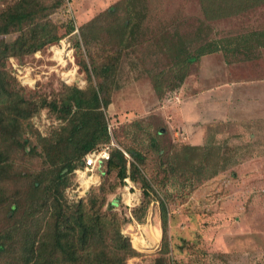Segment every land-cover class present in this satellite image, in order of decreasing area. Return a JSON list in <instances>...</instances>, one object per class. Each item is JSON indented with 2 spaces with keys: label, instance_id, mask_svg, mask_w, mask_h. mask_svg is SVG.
Listing matches in <instances>:
<instances>
[{
  "label": "trees",
  "instance_id": "obj_1",
  "mask_svg": "<svg viewBox=\"0 0 264 264\" xmlns=\"http://www.w3.org/2000/svg\"><path fill=\"white\" fill-rule=\"evenodd\" d=\"M198 2L206 20L246 14L264 4V0ZM131 3L133 0H121L119 14L118 2L80 28L87 61L80 58L79 67L86 81L82 85L60 86L50 97L35 99L22 94L16 80L4 68V61L9 56L22 57L54 44L58 40L56 27L46 19L48 10L42 0H15L0 11V35L15 33L9 41L0 40V264H125L127 259L140 255L121 231L124 218L112 210L115 201H106L107 193L125 177L139 183L143 196L140 204L130 209L136 222H143L148 201H157L161 238L156 261L165 264V185L182 183L192 188L226 168L228 158L222 157L216 146L207 142L209 139L203 145L162 146L159 136L163 127L148 134L145 144L138 141L130 145L115 133L111 135L114 144L110 145L104 110L114 85L113 63L119 58L120 48L127 45V39L139 27ZM101 17L104 19L99 21ZM236 38L229 42L235 46L241 41L264 45V26L250 28ZM112 43L119 48L111 51L104 47ZM98 44L102 45L97 47ZM167 44L163 51L172 69L163 89L154 83L158 96L180 87L188 64L204 54L226 50L212 40L201 41L192 49L179 39L169 38ZM42 108L58 121L44 136L29 123V118ZM31 130L36 134L33 144L21 136ZM103 145H109L108 158L94 169L102 177L97 189L69 199L70 175L75 174L74 169L80 166L88 150ZM14 149L38 151L42 164L30 173L22 190L10 192L5 182L14 167ZM111 173L115 181L104 182L103 178ZM136 242L142 249L148 248L140 239Z\"/></svg>",
  "mask_w": 264,
  "mask_h": 264
},
{
  "label": "rangeland",
  "instance_id": "obj_2",
  "mask_svg": "<svg viewBox=\"0 0 264 264\" xmlns=\"http://www.w3.org/2000/svg\"><path fill=\"white\" fill-rule=\"evenodd\" d=\"M14 1L0 0V11ZM42 1L48 10L46 19L56 27L58 40L55 43L59 44V40L69 43L74 55L69 59L75 68L66 60L65 69L56 65L48 50L49 45L35 50L34 52L38 51L36 55L32 52L22 57H7L4 68L16 80L22 94L33 99L44 95L50 97L60 86H68L61 81L59 72L72 70V81L77 83L86 81L85 73L79 67L80 58L87 61L86 51L80 41V28L111 5L119 2L118 14L121 10V0H67V3L66 0ZM56 2L59 3L55 5ZM130 6L139 27L127 39V45L120 48L119 58L113 63L114 85L110 93V103L104 110L111 135L116 133L130 145H136L138 141L145 144L148 134L155 132L158 127H163L159 141L164 147L172 144L199 145L206 142L205 139H209L207 142L216 146V151L222 154V157L228 158L225 169L192 188L182 183L165 185L166 196L163 199L166 206L168 253L162 261L165 264H264V182H255V178L245 181L239 167L234 165L239 155L238 146L234 143L237 138L230 135L226 138V131L231 130L232 126H226V122H222L210 129L205 128L203 142L195 144L198 136L191 138L192 126L187 124L184 127L173 122L171 127L159 115V108L163 105L170 106L169 102L165 103L162 99L170 96L174 90L158 96L153 88L154 83H157L163 89L172 69L169 58L163 51L168 45L169 38L183 40L190 49L201 41L211 40L226 48L230 38L235 39L249 28L264 26V4L246 14L211 20L204 19L198 0H133ZM248 16H258L260 19L258 25L244 28L246 25L244 18ZM103 19L104 17H101L99 21ZM14 36L13 32L0 35V40L9 41ZM101 45L98 44L97 47ZM104 47L111 51L119 48L113 43ZM52 50L54 57L61 51L56 46H53ZM224 50L222 48L201 57H212L213 62L218 61L217 56L220 54L226 58ZM10 63L16 64L21 71L14 72ZM218 63L221 64L222 61ZM204 65L207 67L203 69V73L207 74L209 67L207 63ZM26 71L29 72V76L22 77ZM185 72L197 73V61L188 64ZM221 73V71L209 73L214 76L208 75L205 83L195 84L196 87L193 89L199 87L213 89L215 84L222 82V78L216 79L215 75ZM224 110H228L226 104L219 105L215 111L205 110L204 107L193 108L186 117L191 121H204L213 116H222ZM166 111L171 115L170 107ZM57 122V119L44 108L29 118L30 126L40 136L46 135ZM35 135L32 130L21 134L32 144L35 142ZM13 151L14 167L10 178L5 182L10 192L22 190L30 173L42 164V156L38 151L33 153L20 149ZM149 164L148 162L147 167ZM93 174L98 176L95 175L98 181L87 187L84 195L89 190L97 189L99 180H102L96 171H93ZM95 176L92 175V179L95 180ZM70 177L68 196V191L76 188L78 184L75 174ZM103 181L113 183L115 178L111 173L105 176ZM129 184L131 187L128 192L123 188L126 183L122 181L106 195L107 202L115 201L112 210L124 218L121 224L122 233L127 236L131 246L140 253L127 259L125 264H159L156 257L160 248L161 231L157 201L150 199L143 222H136L130 215V209L138 206L143 196L138 182L129 180ZM161 196L163 197L162 194ZM132 197H135L137 203L128 207L125 203ZM137 238L148 248L144 250L139 247Z\"/></svg>",
  "mask_w": 264,
  "mask_h": 264
},
{
  "label": "crops",
  "instance_id": "obj_3",
  "mask_svg": "<svg viewBox=\"0 0 264 264\" xmlns=\"http://www.w3.org/2000/svg\"><path fill=\"white\" fill-rule=\"evenodd\" d=\"M244 21V28H247L257 24L260 19L258 16H248ZM234 44L229 41L226 44V58L220 54L218 61L213 62L212 57H200L197 73H188L180 87L162 99L170 106L159 108V115L171 127L173 122L184 127L187 124L192 126L191 138L198 136L195 144L203 142L205 128L226 122V126L233 127L226 131V138L229 135L237 138L234 143L238 146L239 155L234 165L239 167L245 181L255 178V182L261 183L264 182V45L255 41H241L237 46ZM219 61L222 63L219 64ZM202 63L208 64L207 74L203 73L207 66ZM217 71L222 72L221 75L215 74L216 79L222 78L221 83L215 84L211 90L204 87L193 89L195 84L205 83L206 77L212 75L209 73ZM187 77L188 82L185 83ZM222 104H226L228 110H224L220 117L213 116L204 121H191L186 117L193 108L204 107L205 110L215 111ZM169 107L172 109L171 115L166 111Z\"/></svg>",
  "mask_w": 264,
  "mask_h": 264
},
{
  "label": "built area",
  "instance_id": "obj_4",
  "mask_svg": "<svg viewBox=\"0 0 264 264\" xmlns=\"http://www.w3.org/2000/svg\"><path fill=\"white\" fill-rule=\"evenodd\" d=\"M66 3H67V0H66ZM67 9H68V7H67ZM66 42H64L63 40H59V44H53V45L51 44V45L48 46V50L51 52L52 58L55 61V64L58 65V66H60V68H63V69H65L64 68L65 67V60L68 61V62H70L71 65L74 66L72 60H70V59L73 58L72 49L69 47V43H66ZM53 46H56L59 49H61V58L60 59H56L54 57V53H53V50H52V47ZM34 53H35L34 55H36V53H38V51H36ZM69 57H70V59H69ZM10 65H11L12 69L14 70V72L16 71V72L19 73L21 71L20 70L21 68L18 67L16 64L10 63ZM74 68H75V66H74ZM72 73H73L72 70H71V72L69 70H67L65 73L59 72V75L61 76V78H60L61 81L64 84L68 85V86L70 84L72 85V83H77V81H74V80L72 81ZM28 74H29V72L26 71L22 77L29 76ZM62 74L66 75V79L69 78V81H66L62 77ZM25 84L28 85L29 83H26L25 82ZM77 84L82 85L83 82L80 81V83H77ZM106 128H107L108 135L111 138L110 145L111 144H114V142L112 140V137H111L110 125L107 124V127ZM108 148H109V145H103V146H100V147L92 148V149L88 150L83 155V157L81 159L80 166H78V167H76L74 169L75 175H76L77 180H78L77 181L78 184H77V187L76 188L70 189V191H68V194H69L68 198L69 199H75L76 197L83 196L85 190L87 189V187H89V186L94 185V184L97 183L94 179H89V178L92 175L95 176V174H93V171H94L95 167L97 166V164H99L100 161L106 160L108 158ZM123 154H124V156L128 157L125 152H123ZM82 176H85V178H88V181H86L85 184L81 183L80 178ZM123 181L126 183V185H124L123 188H124V190L126 192H128L129 188L131 187L130 184H129V180H128L127 177H125V178H123ZM136 203L137 202H136L135 197H132V198L129 199V202L128 203H125V204L128 207H130V206L135 205Z\"/></svg>",
  "mask_w": 264,
  "mask_h": 264
},
{
  "label": "bare ground",
  "instance_id": "obj_5",
  "mask_svg": "<svg viewBox=\"0 0 264 264\" xmlns=\"http://www.w3.org/2000/svg\"><path fill=\"white\" fill-rule=\"evenodd\" d=\"M55 58H56V59H60V58H61V51H60V54H59V55H56V54H55ZM92 178H93V177L90 176L89 179H92ZM80 180H81L82 183L84 182L83 184H85L86 181H88V178H85V176H83L82 179L80 178ZM152 234H153V233H152ZM150 242H151V241H150Z\"/></svg>",
  "mask_w": 264,
  "mask_h": 264
},
{
  "label": "water",
  "instance_id": "obj_6",
  "mask_svg": "<svg viewBox=\"0 0 264 264\" xmlns=\"http://www.w3.org/2000/svg\"><path fill=\"white\" fill-rule=\"evenodd\" d=\"M95 181L97 182V178H95Z\"/></svg>",
  "mask_w": 264,
  "mask_h": 264
}]
</instances>
